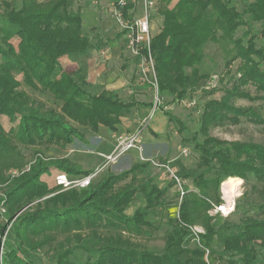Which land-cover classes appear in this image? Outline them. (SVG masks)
<instances>
[{"label": "trees", "instance_id": "trees-1", "mask_svg": "<svg viewBox=\"0 0 264 264\" xmlns=\"http://www.w3.org/2000/svg\"><path fill=\"white\" fill-rule=\"evenodd\" d=\"M159 6L162 29L151 38L149 48L143 46L138 59L153 61L158 101L169 100L161 102L162 110L201 88L202 81L210 75L200 69L209 43L221 47L227 73L234 62L240 60L241 64L238 76L230 79L232 90L223 100H213L204 108L198 131L202 136H193L199 169L188 170L180 162L175 164L180 166L177 176L192 180L193 187L185 189L178 218L170 220L163 252L158 255L134 248L122 237L101 232L115 229L140 236L154 228L151 211L167 206L166 196L175 182L171 180L159 188L149 173L151 162L134 163L119 174L108 172L97 185L92 183L79 191L60 192L41 180L52 170L71 178L95 173L68 158L46 159L39 155L30 171L11 180L3 175L5 170L16 167L22 171L25 166L19 150L12 145L11 134L26 147L64 149L76 141L88 144L85 133L74 124L93 134L100 127L117 133L123 118L131 117L139 107H154V103L133 99L124 102L117 92L104 86H97L98 93L92 94L83 88L87 85L83 67L77 75L62 68L61 60L85 61L95 49L85 35L82 11L73 10L72 0H0V184L9 186L2 200L6 223L0 221V264H33L24 256V247L42 249L56 241L58 232L70 234L67 236L75 246L61 247L55 254V264H74L71 257L81 250L87 255L84 264H208L205 250L196 246L198 243L210 251L212 264H264V203L255 204L244 194L246 203L240 204L239 200L235 210L240 213V225L229 217L213 218L208 214L212 203H222L219 191L225 180L235 177L247 184L253 180L264 183V146L227 143L211 137L208 130L238 125L242 118L264 125V115L259 110L239 109L233 104L235 99L264 103V0H244L242 11L232 7V0H161ZM133 9L132 5L123 9L127 22L134 21ZM252 23L261 24L262 30L254 33ZM241 28L246 32L236 37ZM127 33L129 30L123 31ZM96 37L100 43L102 39ZM23 86L51 96L58 109L34 99L21 89ZM247 86L254 87L259 95L250 96L244 90ZM163 114L178 128L182 142H188L184 123L170 111ZM3 118L18 121L17 132L7 133ZM137 194L143 196L145 205L128 216L126 210ZM39 201L42 203L35 211L25 209ZM193 226L205 229L198 241L191 230ZM30 235L42 240L34 242ZM215 238L220 249L213 247Z\"/></svg>", "mask_w": 264, "mask_h": 264}, {"label": "rangeland", "instance_id": "rangeland-1", "mask_svg": "<svg viewBox=\"0 0 264 264\" xmlns=\"http://www.w3.org/2000/svg\"><path fill=\"white\" fill-rule=\"evenodd\" d=\"M40 2H47L49 0H39ZM118 0H72L73 10L77 11L78 9H86V14L84 19L89 21L90 25H85L86 30L85 35L90 38L92 44L95 46V49L91 51L90 55L85 61L73 62L69 59L61 60V66L66 72L74 73L77 75L80 67L86 71V84L83 86L84 89L94 93H98L97 86L104 85L109 91L116 90L119 98L124 102H129L132 99L137 102L144 103H156L158 99L157 91L155 89L154 81L155 75L153 72V63L145 60L144 58L138 59V53L141 50L142 46H146L148 39H151L158 35L162 29L163 18L159 13V8L154 9L149 16V34L145 36L144 39L138 40L139 31L135 27L134 21L130 26L134 25L132 32L123 34L125 27L118 22V20L113 15L114 4ZM129 4H132L139 14L137 19L141 17V11L143 9L144 0H126ZM161 1V0H160ZM232 7H235L236 10L242 11L244 9V0H232ZM249 22L250 18H246ZM252 29L254 33H258L262 30V25L259 23H252ZM246 32V28H241L236 33V37H240ZM99 36L102 41L97 43V37ZM134 35H136V41L134 42ZM96 38V39H95ZM249 38L245 39L246 43ZM264 43V40L261 41ZM122 53V57H119V54ZM222 49L219 45L209 43L206 46L205 50V59L203 64L200 66L201 73L210 74L207 76L201 83V88L194 92L193 94L187 95V100H195L197 102V107L195 109H187L186 106L181 105V103H175L169 106L168 111H170L176 118L184 123L186 131L184 133L185 138L188 142H182L181 135L178 133V128L171 123H168L165 131L160 134L153 133L148 131V126L144 129L145 132L152 135V142L156 146H144L143 152H138V159L134 161L143 163L142 157L155 160L157 162H163L168 164L170 169L178 175L180 166L175 165L176 162H180L181 166L187 168L188 170L199 169V152L194 148L193 136L198 135V139L202 135L198 134L200 130V120L204 112L205 106L213 100L221 101L225 98L226 92L232 90V82L230 79L238 74L236 73L238 66L241 64V61L238 60L233 63L231 67V72L227 73L224 68ZM84 64V65H83ZM262 71L264 72V62L262 63ZM78 77V76H76ZM18 79L21 81L22 77L19 76ZM23 91H27L34 99L38 100L47 105L48 108L58 109V106L55 104L53 98L49 95L42 94L41 92H35L29 89H25V86L21 88ZM246 92L250 94L253 98L257 97L259 94L256 92V89L252 86H247L244 88ZM169 100L163 99L161 102H168ZM233 104L236 108L239 109H253L260 111L264 115V103L262 101H249L246 99H235ZM141 110V109H140ZM154 107H151L149 114L145 117L148 118L152 115ZM136 111L130 117V120H133ZM161 115H164L161 112H156L153 115V118L149 123L153 122V125L158 124L157 118ZM125 119V118H123ZM157 121V123H156ZM4 129L7 133L11 130H18V121L12 123L8 118L2 119ZM143 120L141 121L142 124ZM128 120H124V124H127ZM140 124V126H141ZM75 127L81 132L85 133V137L89 138L92 143H97L100 139L95 136L89 130L82 128L76 124ZM158 126V125H157ZM107 129V128H105ZM108 130V129H107ZM209 134L211 137L216 138L220 141L227 143H255L257 145L264 146V125H256L251 123L246 118H242L241 122L238 125L226 124L223 127H210ZM143 131V132H144ZM146 133V134H147ZM132 134L131 131H126V133L121 134V136H127ZM13 139V144L20 152L21 158L25 162V166L22 171L19 168H10L3 172L5 177H8L9 180L19 177L24 172L30 171L32 165L35 164V161L39 155H42L46 159H61L69 158L68 156L77 149L85 147L87 144H83L79 141H76L74 145H69L66 148L62 149L57 146H30L26 147L21 144L14 136L11 134ZM103 136V134H102ZM115 140V139H114ZM116 142V140H115ZM142 143H144V137L142 134ZM76 146V147H75ZM71 147V148H70ZM115 147V145H114ZM156 150V154H159V157L149 155L151 151ZM186 150L187 154L184 155L183 151ZM78 151V150H77ZM90 152V151H88ZM94 154V151H91ZM133 152V151H132ZM152 154V153H151ZM130 155V154H129ZM71 157V156H70ZM73 161L80 163L83 167H86L88 171H93L101 166L106 161L104 159H97L92 155L77 154L72 157ZM119 160V159H118ZM117 160V161H118ZM132 157L129 159V164H131ZM116 161V162H117ZM119 162V161H118ZM117 162V163H118ZM116 163V164H117ZM108 166H114L109 164ZM117 166V165H116ZM94 167V168H93ZM110 167L100 168L102 169L100 173L95 177L93 185H97L108 172L119 173L123 168H116L111 170ZM95 170V172L97 171ZM62 173L61 171L52 170L49 175H44L42 177V182H44L50 189H54V178L56 174ZM154 183L158 187H165L171 182L170 175L166 170H161L152 165L151 170L149 171ZM242 181L240 187L234 191L233 194H223L225 198L235 197L236 193V206L239 204L246 203L243 200V195L246 194L248 200L253 201L255 204L264 203V183H257L256 181H251L250 183H244L241 178H238ZM226 181V180H225ZM127 181L126 183H128ZM185 187L190 189L193 187L192 180L185 181ZM224 182L221 183L219 194L221 195V189L223 188ZM8 184H0V210L1 206L4 207V200L6 198V193L8 192ZM123 185V184H120ZM222 187V188H221ZM254 188L256 190L254 191ZM58 190V189H57ZM79 191V190H78ZM57 193V192H56ZM180 198L178 197V190L176 187L170 189L166 196L165 208L153 209L151 211L150 221L153 225V229H149L146 232H143L140 236L128 233H121L115 229L101 230L104 235H114V237H122L123 240L131 243V246L137 249L146 250L153 252L155 254H161L165 246L166 234L169 230V222L171 219L178 218ZM42 201L34 202L26 210L32 209L35 211L38 208V204ZM145 205V201L141 194H137L135 200L130 204L127 209L126 215L130 216L135 210ZM5 208V207H4ZM6 210V209H5ZM240 213L234 212L231 215L230 221L235 225H240ZM253 212H250V215H253ZM4 215L0 214L1 223L5 224L6 220L3 218ZM132 216V215H131ZM193 234L198 230L201 234L205 233V229L202 226H193L191 228ZM195 230V231H194ZM64 233H56V241L48 246H45L42 249L30 250L27 247H24V253L33 264H55L54 257L55 254L60 250L61 247H74L75 243ZM200 235V234H198ZM30 240L38 242L42 238H37L33 235H30ZM4 240V239H3ZM69 241H72L69 244ZM205 250V261L208 264H212L209 259L210 251L205 249L199 243L196 245ZM220 243L215 241L213 247L220 249ZM211 255V254H210ZM71 261L74 264H84L87 261V255L85 252L76 251V253L71 257Z\"/></svg>", "mask_w": 264, "mask_h": 264}, {"label": "built area", "instance_id": "built-area-1", "mask_svg": "<svg viewBox=\"0 0 264 264\" xmlns=\"http://www.w3.org/2000/svg\"><path fill=\"white\" fill-rule=\"evenodd\" d=\"M159 4H160V0H144L143 9L141 11V17L138 19H137V16L139 13L137 11H135V8L133 9L134 25L136 28H138V31H139V38H137L138 40L144 39L145 36H148L150 13L154 9H157L159 7ZM128 5H132V4H129L126 0H118L114 4L113 15L118 20V22H120L125 27V30H129V32H132V30L134 29L133 28L134 25L130 26L131 23L127 22L124 19V15H123V9L125 7H127ZM150 40L151 39H148V43L145 47L149 48ZM135 41H136V35H134V42ZM142 48H143V46L141 47V49ZM138 55H139V53H138ZM150 62L153 63L152 60ZM153 86L155 87V89L157 91L156 79L154 81ZM180 103H181V105L186 106L187 109H195L197 107V102L195 100H192V99L187 100V101L184 100ZM160 104H161V102H159L157 99L156 103L154 104V110H153L152 115L143 120L140 128L136 132L129 134L127 136L116 137L115 147H114L112 153L110 155L103 156L105 158V161H106L105 165L116 162L118 159H120L121 157H123L124 155H126L129 152H132V151H137L140 153L143 152L142 134H143L144 129L148 126L149 121H151V119L153 118V115L156 114V112L163 113L164 111H168V109H169L168 106H166L162 110L160 107ZM183 154L186 155L187 151L184 150ZM142 160L144 162L149 161V162H151V164L154 167L161 169V170H166L168 172V174L170 175V179L175 182V187L178 190V193L180 194V200L182 201V199L185 195L186 182L184 180H182L180 177H178L170 169L168 164L163 163V162H157L155 160L144 158V157H142ZM102 169H99V170L101 171ZM99 170H97L95 173H93L89 176H86V177H72L71 178L66 173H58V174H56V176L54 178V187L59 188L60 192H66V191L73 190V189H78V190L86 189V188L91 186L95 177L100 173ZM221 195H222V197H221L222 203H220V204H213L212 203V208L208 213L210 217L215 218L217 216H221L223 218H228L235 212V210H236V198L232 197V198H230V200L226 199L225 196H223V194H222V189H221ZM1 208L2 209L0 210V214L4 215L6 210L3 206H1ZM15 220H16V218L12 221V223ZM12 223L8 224V226H7L8 229L11 227ZM194 234H195L196 239L198 241L199 240L198 234H201V233L198 232V230H197V231H195Z\"/></svg>", "mask_w": 264, "mask_h": 264}, {"label": "crops", "instance_id": "crops-1", "mask_svg": "<svg viewBox=\"0 0 264 264\" xmlns=\"http://www.w3.org/2000/svg\"><path fill=\"white\" fill-rule=\"evenodd\" d=\"M81 11H82V26H83V29L86 30L85 25H90V24H89L88 20L84 19L85 14H86V9L83 8ZM119 57H122V53L119 54ZM100 86H104V85H100ZM111 91L112 92L113 91L116 92V90H111ZM138 109H139V111H136L137 114H135L133 120H130V117L122 119L121 125L119 126L117 133H113L108 128H107L108 130L105 129L106 127H100L98 133L94 134L100 140L97 143H92L91 140H89V138H86L87 141H88V144L85 145L84 148L81 147V149H77L78 151L77 150L73 151V153H71L68 156L69 157L68 159L72 163L81 166L83 169L84 168L87 169V168L83 167V165H81L80 163H77L76 161H73L72 160L73 156H75L77 154H85V155L95 156L99 160L100 159H104L105 160V158L103 156L110 155L112 153V151L114 149L116 137L121 136V134L126 133V131H131L132 133L136 132L140 128L141 121L144 120L145 117L149 114V111H150L151 107H149V108L139 107ZM133 114H134V112H133ZM124 120H128V123L124 124ZM157 121H158V124H156V126L153 125V122H151V124L149 123V128L150 129H148L147 132L151 131L153 133L160 134V133H163L165 131V129H166L168 123H169L168 118L165 115H161L160 114V116L157 118ZM157 121H156V123H157ZM147 132H145V131L143 132V137H144L143 145L144 146H149V145L150 146L151 145L152 146L153 145L156 146V144H154V142H152L153 141L152 140V135L147 133ZM102 134H103V136H102ZM72 145H74V144H72ZM88 151H90V152H88ZM91 151H94V154H92ZM156 152H157L156 150H154V151L152 150L149 155H152V157H154V156L159 157V154H156ZM130 157H132L131 164H129ZM134 159H138V152L137 151H133V152L127 153L126 155H124L123 157H121L118 160L119 162L117 161L118 163L117 162L111 163L114 166L110 167V166H108L109 164L105 165L106 164V162H105L101 166H99L97 169L110 167V169L111 170L113 169V172H114L115 167L116 168L118 167V168H123L119 172V173H121L123 171H126V170L130 169L131 166L134 163H139V162H136V161L133 162ZM97 169H95V170H97ZM119 173H115V174H119ZM159 188H161V187H159ZM135 212H136V210L131 215H133ZM126 213H127V210H126Z\"/></svg>", "mask_w": 264, "mask_h": 264}, {"label": "bare ground", "instance_id": "bare-ground-1", "mask_svg": "<svg viewBox=\"0 0 264 264\" xmlns=\"http://www.w3.org/2000/svg\"><path fill=\"white\" fill-rule=\"evenodd\" d=\"M242 183V181L238 178H229L227 179L226 181H224L223 185H222V192L226 195H230V194H233L234 191H236L239 187H240V184ZM233 197V196H232ZM232 197H229V198H226L228 200H230V198ZM235 197H236V193H235ZM234 197V198H235Z\"/></svg>", "mask_w": 264, "mask_h": 264}]
</instances>
